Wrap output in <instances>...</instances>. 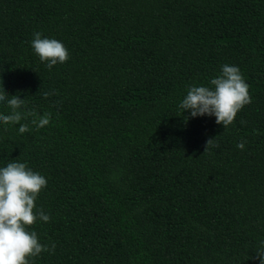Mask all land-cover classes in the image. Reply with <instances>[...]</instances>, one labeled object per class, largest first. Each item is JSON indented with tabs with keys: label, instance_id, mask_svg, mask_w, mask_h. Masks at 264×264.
<instances>
[{
	"label": "trees",
	"instance_id": "16d2710c",
	"mask_svg": "<svg viewBox=\"0 0 264 264\" xmlns=\"http://www.w3.org/2000/svg\"><path fill=\"white\" fill-rule=\"evenodd\" d=\"M35 32L69 59L49 69ZM225 64L251 97L227 129L179 107ZM0 86L50 114L23 134L0 121V168L47 179L50 220L27 230L55 249L30 264H260L264 0H0Z\"/></svg>",
	"mask_w": 264,
	"mask_h": 264
},
{
	"label": "clouds",
	"instance_id": "9594fccd",
	"mask_svg": "<svg viewBox=\"0 0 264 264\" xmlns=\"http://www.w3.org/2000/svg\"><path fill=\"white\" fill-rule=\"evenodd\" d=\"M33 36L31 46L49 69L69 59L68 50L62 42L42 38L40 32H35ZM210 85L189 87L179 107L185 111L190 110L191 117L215 116L216 123L227 129L233 124L238 112L251 103L249 85L239 67L228 64L222 66L221 74L213 78ZM52 94L45 92L44 96L47 98ZM4 101L11 111L9 114H0V121L4 124H20L21 134L30 130L29 122L20 123L22 120L28 121L29 117H32L30 124L37 130L50 123L49 113L37 118L35 112L19 111L25 99H20L18 94L9 99L0 92V102ZM214 146L218 147L215 138H209L205 152ZM237 147L243 150L245 143L241 141ZM46 186L47 179L30 169L26 163L12 162L0 168V264H30L29 258L37 257L42 252H54V244L49 249L39 242L35 231L27 230L37 219L44 222L50 220V216L42 209L34 211L35 201ZM254 259L264 264V241Z\"/></svg>",
	"mask_w": 264,
	"mask_h": 264
}]
</instances>
